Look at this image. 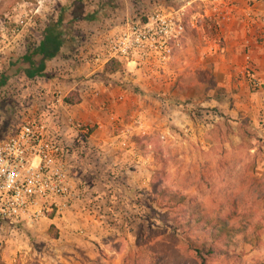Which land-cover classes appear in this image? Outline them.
I'll return each mask as SVG.
<instances>
[{
  "label": "rangeland",
  "instance_id": "1",
  "mask_svg": "<svg viewBox=\"0 0 264 264\" xmlns=\"http://www.w3.org/2000/svg\"><path fill=\"white\" fill-rule=\"evenodd\" d=\"M185 1L0 0V75L9 76L0 86V139L18 125L28 103L34 108L42 106L41 95L57 85L47 80L32 81L21 71L15 72L10 62L37 45L45 25L59 14L66 24L64 40L78 52L95 44L93 27L97 31L95 38L102 41L127 20L148 14L156 4L178 6ZM187 37V44L172 64V74L160 78L165 93L158 87L138 89L130 83L129 90L140 95L144 106L154 104L152 100L164 99L167 103V107L159 105L162 115L152 120L149 135L136 138V147L149 162L150 179L155 170L163 168L164 184L169 189L197 194L204 205L218 190L220 196L237 197L245 205L248 200L255 201L252 207L247 204L253 216L244 233L234 237L233 255L212 264H264V103L256 105V100L264 96L247 88L239 89L233 72L218 68L226 67L227 58L220 51L208 52V44L217 42L216 34L205 31L202 39L190 31ZM124 70L121 65L119 71ZM105 75L113 86L125 84L119 76ZM167 108H173L174 117L165 122ZM211 112L220 119L211 121L207 117ZM124 117L126 122L131 119L130 114ZM113 125L112 134H117L121 123L115 121ZM68 133L74 135L72 129ZM123 171L113 165L108 172L116 181L115 177L118 180ZM117 185L121 187V183L112 184ZM134 192L141 195L119 208L123 210L121 219L127 231L119 236L120 256L99 251V256L90 260L79 250L60 254V245L42 232L34 239L24 240V246L11 253L12 258L18 264H121L124 257L132 259L155 252L164 257L172 247L174 255L176 250L185 248L181 230L169 219L171 213L149 203V188ZM186 256L184 259L194 264L192 256Z\"/></svg>",
  "mask_w": 264,
  "mask_h": 264
},
{
  "label": "crops",
  "instance_id": "2",
  "mask_svg": "<svg viewBox=\"0 0 264 264\" xmlns=\"http://www.w3.org/2000/svg\"><path fill=\"white\" fill-rule=\"evenodd\" d=\"M248 1L253 3L252 8L256 14H264V0ZM62 24L61 27L66 26L64 21ZM92 29L96 35L95 27ZM205 31L208 33L211 32V29L206 25ZM94 35H92V39L95 44L87 45L85 51L80 49L76 52L71 48V44H66L67 42L64 40L57 55L46 61L44 75L31 79L35 82L47 80L56 83V86L60 87L64 94L73 90L80 91L81 102L72 105L70 111L77 119L91 122V125L95 126L84 157L78 162H73L76 178L87 188L84 199L60 215L43 218L35 224L27 223L17 230L8 227L1 228L0 238L4 243L0 249V264H18L16 259L12 258L11 253L20 250L24 246V240L34 239L42 232H46L52 241L60 245L58 248L60 254L79 250L90 260L96 259L99 256V251L117 256L122 254L120 253L121 247H118L121 242L119 236L120 234L126 235L127 231L123 225L124 220L121 219L123 210L119 208L123 203L134 201L138 195H141L137 194L136 196L134 189L149 188L150 182L148 177V175L150 176L149 162L138 151L135 140L137 137L149 135L152 131V120L162 115L159 105L167 107V103L164 102V99L152 100L154 104L148 103L144 106L140 95L129 90L130 83L136 84L138 89L152 86L163 89L164 93L165 90L161 87L159 82L161 79L158 76L145 77L133 67H126L124 73L117 71L109 74L110 77L119 76L121 81H125L123 85L113 86L111 79H106V73L103 72L104 60L102 58L98 62L93 60V56L97 54L101 44L100 38H95ZM63 37L65 39V33ZM222 37L224 48L213 52L224 53L221 55L222 57L226 56L227 64L226 67L218 68L223 72H228L230 69L236 76L235 86L239 89L247 88L264 96V23L256 24L253 31L246 34L240 23L235 22L225 28ZM197 38H200V35L197 34ZM246 38L251 41V58L256 67L255 74L258 79L256 88H252L249 78L239 72L242 69V42ZM187 41L188 37L183 40L182 48L173 57L170 66L172 71L174 69L172 64L184 49ZM214 43H210L208 46L215 47ZM5 47L7 49V44ZM202 49H206V47ZM204 51L202 50V53ZM121 75L123 77H120ZM23 100L25 101V97ZM260 103H264V98L261 100L259 97V100H256L257 106H260ZM126 114H130V121L124 120ZM164 117L165 122L169 117H174L173 108H167ZM115 121L121 123L122 128L117 134H112ZM141 125L142 128H140ZM124 135L128 137L130 148L120 145L119 141ZM65 137L72 138L68 131L65 132ZM161 137H164L163 134ZM113 165L124 170L118 180L115 177L116 181L112 180L108 172ZM115 183H121V187L112 186ZM115 208L119 210H115ZM51 224L57 229V238H51L48 234ZM121 224L123 225L122 230L119 229ZM122 262L123 259L121 264Z\"/></svg>",
  "mask_w": 264,
  "mask_h": 264
},
{
  "label": "built area",
  "instance_id": "3",
  "mask_svg": "<svg viewBox=\"0 0 264 264\" xmlns=\"http://www.w3.org/2000/svg\"><path fill=\"white\" fill-rule=\"evenodd\" d=\"M252 7L248 0L156 4L148 14L127 20L117 32L105 35L93 60H115L145 77L164 79L172 74L173 57L190 31L204 39L207 25L218 36L215 47L208 52L223 49L219 43L230 24L240 23L248 34L256 24L264 23V14H256ZM241 67L239 72L256 88L258 79L249 38L242 42ZM65 95L60 87L48 89L41 95L42 106L34 108L28 103L18 125L0 139V229L17 230L24 224H35L50 215H60L84 199L87 188L76 178L73 162L84 157L93 129L70 111L72 105L65 102ZM207 117L211 121L220 119L214 112ZM69 129L74 131L71 140L64 138ZM119 142L130 148L127 135ZM3 243L0 238V249Z\"/></svg>",
  "mask_w": 264,
  "mask_h": 264
},
{
  "label": "trees",
  "instance_id": "4",
  "mask_svg": "<svg viewBox=\"0 0 264 264\" xmlns=\"http://www.w3.org/2000/svg\"><path fill=\"white\" fill-rule=\"evenodd\" d=\"M62 23V15L59 14L55 20L46 24L38 44L11 60L10 67L15 72L21 71L29 79L43 76L46 61L57 55L64 42L65 27H61ZM120 68L119 62L110 60L105 63L103 72L111 74ZM8 77L7 74L0 75V86L5 85ZM64 100L74 105L81 102V97L78 92L71 91L65 95ZM165 175L163 168L154 171L149 182V203L171 213L169 219L181 230L185 248L176 250L178 253L174 255L172 247L164 257H158V252L132 259L124 257L122 264H192L184 259L186 253L192 256L194 264H212L233 255L232 247L236 245L234 237L244 233L250 224L253 215L249 207L255 201L248 200V207L237 197L220 196L218 190L211 197V202L204 205L197 194L169 189L164 184ZM48 234L51 238H57L54 225L49 226ZM157 258L163 259L157 262Z\"/></svg>",
  "mask_w": 264,
  "mask_h": 264
}]
</instances>
